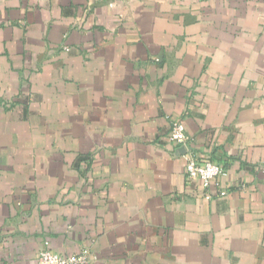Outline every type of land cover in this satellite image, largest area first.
<instances>
[{
	"label": "crops",
	"instance_id": "crops-1",
	"mask_svg": "<svg viewBox=\"0 0 264 264\" xmlns=\"http://www.w3.org/2000/svg\"><path fill=\"white\" fill-rule=\"evenodd\" d=\"M175 121L226 169L206 190ZM46 243L264 264V0H0V264Z\"/></svg>",
	"mask_w": 264,
	"mask_h": 264
},
{
	"label": "built area",
	"instance_id": "built-area-1",
	"mask_svg": "<svg viewBox=\"0 0 264 264\" xmlns=\"http://www.w3.org/2000/svg\"><path fill=\"white\" fill-rule=\"evenodd\" d=\"M169 142L177 150L181 151V157L184 160V172L186 180L200 181L202 187L206 190L211 181L218 180L226 176V169L218 163L206 159H194L185 153L188 144V138L185 133V127L181 121H175L171 125L169 133ZM226 192H220L219 196L224 197ZM206 200L211 196L206 195ZM46 248L39 254L37 264H91L93 257L88 252L82 251L80 254L72 256H59L51 252L46 243Z\"/></svg>",
	"mask_w": 264,
	"mask_h": 264
}]
</instances>
